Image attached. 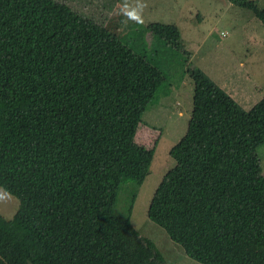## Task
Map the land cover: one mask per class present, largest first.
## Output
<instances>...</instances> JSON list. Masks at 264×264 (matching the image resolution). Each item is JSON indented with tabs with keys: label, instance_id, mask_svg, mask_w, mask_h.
<instances>
[{
	"label": "trees",
	"instance_id": "trees-1",
	"mask_svg": "<svg viewBox=\"0 0 264 264\" xmlns=\"http://www.w3.org/2000/svg\"><path fill=\"white\" fill-rule=\"evenodd\" d=\"M230 2L264 26L255 0ZM150 29L183 47L176 26ZM187 73L190 115L147 217L201 264H264V96L244 109L198 66ZM164 82L66 4L0 0V187L19 200L0 215V264H165L129 221L136 190L115 213L121 187L150 173L134 135Z\"/></svg>",
	"mask_w": 264,
	"mask_h": 264
},
{
	"label": "rangeland",
	"instance_id": "rangeland-1",
	"mask_svg": "<svg viewBox=\"0 0 264 264\" xmlns=\"http://www.w3.org/2000/svg\"><path fill=\"white\" fill-rule=\"evenodd\" d=\"M56 1L106 27L162 70L165 82L145 109L134 135L138 146L153 150L150 173L141 185L126 182L121 187L114 212L122 215L128 191L136 190L129 221L139 235L154 243L165 264H201L186 256L147 217V208L166 171L173 167L168 150L186 129L192 93L188 66H198L242 108H250L264 96V26L230 0H140L145 5L140 23L124 14L137 7L139 0ZM255 2L264 7V0ZM157 24L176 26L183 47L154 35L150 26ZM256 152L264 175V144ZM18 205L19 200L0 187V215L11 218Z\"/></svg>",
	"mask_w": 264,
	"mask_h": 264
},
{
	"label": "clouds",
	"instance_id": "clouds-1",
	"mask_svg": "<svg viewBox=\"0 0 264 264\" xmlns=\"http://www.w3.org/2000/svg\"><path fill=\"white\" fill-rule=\"evenodd\" d=\"M125 7H128V5L126 4ZM145 7V5L143 3L138 2V6L134 7L131 11L125 12L124 14L128 17V19L134 20L138 23L142 22V10Z\"/></svg>",
	"mask_w": 264,
	"mask_h": 264
},
{
	"label": "water",
	"instance_id": "water-1",
	"mask_svg": "<svg viewBox=\"0 0 264 264\" xmlns=\"http://www.w3.org/2000/svg\"><path fill=\"white\" fill-rule=\"evenodd\" d=\"M28 264H31L30 262H28Z\"/></svg>",
	"mask_w": 264,
	"mask_h": 264
}]
</instances>
